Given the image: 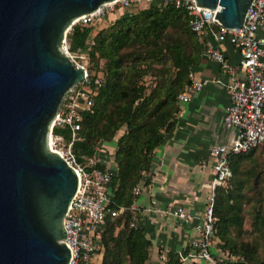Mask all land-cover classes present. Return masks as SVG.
Returning <instances> with one entry per match:
<instances>
[{"label":"trees","instance_id":"1","mask_svg":"<svg viewBox=\"0 0 264 264\" xmlns=\"http://www.w3.org/2000/svg\"><path fill=\"white\" fill-rule=\"evenodd\" d=\"M187 9L174 1L163 5L151 2L136 11H124L93 35L92 23H75L66 37L72 51L87 50L92 105L81 111L78 138L73 142L77 159L98 151V144L113 140L115 173L110 182L111 209L106 214L95 254L100 264H146L151 240L136 224L129 208L135 199L133 187L140 183L144 165L171 131L179 110L177 95L190 82L192 66L202 58L204 40L188 25ZM155 64H160L159 66ZM153 75L152 84L146 76ZM100 85L94 83L95 77ZM54 134L70 139L68 126L55 125ZM52 141V140H51ZM261 144L244 153L229 155L231 176L215 188L213 213L215 247L226 254L221 264H264V167ZM97 166L103 167L102 163ZM90 168V166H86ZM248 210L253 228L263 237L244 240V219ZM170 264H183L178 253L167 252Z\"/></svg>","mask_w":264,"mask_h":264},{"label":"water","instance_id":"2","mask_svg":"<svg viewBox=\"0 0 264 264\" xmlns=\"http://www.w3.org/2000/svg\"><path fill=\"white\" fill-rule=\"evenodd\" d=\"M106 0H0V264H68L63 216L78 185L48 143L54 116L85 68L63 42ZM245 26L256 0H196Z\"/></svg>","mask_w":264,"mask_h":264},{"label":"built area","instance_id":"3","mask_svg":"<svg viewBox=\"0 0 264 264\" xmlns=\"http://www.w3.org/2000/svg\"><path fill=\"white\" fill-rule=\"evenodd\" d=\"M169 1H174L177 6L182 5L187 9L188 25L205 43L202 56L215 61L226 75L224 84L229 93V101L222 120L231 129V135L227 140L215 143L210 147L212 160L210 167L213 175L205 183L209 193L207 203L200 214L191 213L183 205L160 208L156 205L155 199L151 200L147 209L168 214L184 222L194 220V229L197 235L191 238L189 251L179 254L181 262L192 257L204 260L207 264H221L219 257L214 253V242L217 240L214 226L216 216L213 213L215 188L225 185L231 176L229 155L247 152L264 141V0H256L249 23L237 27L223 25L214 16L217 8L200 5L196 0H163L162 4ZM142 2L145 1L113 0L112 3L105 4L93 12L80 15L73 24L79 22L93 24L101 14L107 11L113 12L117 6L132 11L129 9L142 6ZM223 41L235 47L238 53L236 63L230 62L223 50L216 44ZM63 48L75 62L79 53L69 48L66 37ZM75 63L85 68V76L73 86L65 102L54 116L49 131L52 143H49V140L48 143L53 151L58 152L73 167L78 177L76 191L63 216L66 235L62 241L70 251L68 264H87L99 246L100 232L105 223L106 214L109 212L115 216L125 210V207L111 209L108 205L111 197L110 182L115 173L113 158L110 157L111 161L107 162L101 151L98 150L93 156L86 157L88 163L84 165L77 159L73 151L72 145L78 138L77 131L81 127V111L89 109L92 105L87 68L83 63ZM209 81L208 78H191L184 89L179 91L178 102L188 101L190 98L188 91L200 90ZM94 83L100 85L99 76L95 77ZM55 125L69 127L71 135L68 141L64 140L62 135L52 132ZM57 143H60L61 147H58ZM98 163H102L103 167L97 166ZM207 165L205 160L201 162L202 168ZM86 166H90V168ZM141 191L139 184L133 187L135 196L139 195ZM129 208L133 213L139 209L134 203ZM134 219L136 220L135 214ZM159 257L160 264H170L167 252L160 253Z\"/></svg>","mask_w":264,"mask_h":264},{"label":"crops","instance_id":"4","mask_svg":"<svg viewBox=\"0 0 264 264\" xmlns=\"http://www.w3.org/2000/svg\"><path fill=\"white\" fill-rule=\"evenodd\" d=\"M216 44L230 62L236 63L238 53L233 45L226 41ZM190 78H208L210 81L200 90L188 91V101L179 102L175 125L171 131L163 132L162 142L154 149L151 161L144 165L139 183L142 191L133 201L139 208L133 213L136 224L145 229L151 240L146 264H160L159 256L164 251H175L178 256L188 252L191 238L197 235L194 220L184 222L168 214L148 210L151 200L155 199L160 208L183 205L191 213L200 214L208 199L209 189L205 183L213 175L210 147L231 135V129L222 120L229 101L224 84L225 73L215 61L202 56L199 63L192 66ZM114 144V141L100 144L101 154L107 162L113 157ZM261 146H264V141ZM260 156L264 158V151ZM203 160L208 163L205 168L201 167ZM182 263L207 264L192 257Z\"/></svg>","mask_w":264,"mask_h":264},{"label":"rangeland","instance_id":"5","mask_svg":"<svg viewBox=\"0 0 264 264\" xmlns=\"http://www.w3.org/2000/svg\"><path fill=\"white\" fill-rule=\"evenodd\" d=\"M146 2V4L148 5L149 3L151 2H155L157 3L158 5H163V0H144ZM150 1V2H149ZM145 2H142V5H146ZM141 7L140 5L138 7H134L133 9H129V10H132V11H136L138 10V8ZM118 6L115 8V10L113 12L111 11H107L105 12L104 14H101L96 20L95 22L93 23V25L91 26L92 27V33L91 35H93L96 31H98L100 28L102 27H106L108 26L112 21L113 19L119 15L120 12H123L124 10H127L126 8H121ZM68 33V32H67ZM67 37H66V43H67ZM87 50L83 51V50H78L77 52L79 53V56L75 58V62L77 63H83L85 64L86 67H88L89 65V61L88 60V55L86 53ZM157 66H159L160 64H155ZM153 80H154V76L153 75H148L146 76V82L149 84H152L153 83ZM124 130V127H122L121 129H119L117 131V133L115 134L113 140L111 141H107L108 143H111V142H115L116 141V138L123 132ZM57 146L58 147H61L60 143H57ZM108 147V146H107ZM101 148V145L98 144V150H100ZM102 148H105V147H102ZM107 150V148H106ZM108 150L110 151V148L108 147ZM260 161L262 160L263 162V167H264V158H260L259 159ZM209 193V191H208ZM244 228H245V233L243 234V239L244 240H249V241H253V240H259L261 241V239L263 238L259 231L255 230L251 224V216L249 215L248 213V210H246L245 212V219H244ZM264 248V243L262 242V244H260V249ZM216 251L219 252V254L221 256H225L226 254H223L221 253L220 250H218V248H216ZM100 255L99 254H93V257L91 259V261L87 264H100L99 260H100ZM226 258V256H225Z\"/></svg>","mask_w":264,"mask_h":264},{"label":"bare ground","instance_id":"6","mask_svg":"<svg viewBox=\"0 0 264 264\" xmlns=\"http://www.w3.org/2000/svg\"><path fill=\"white\" fill-rule=\"evenodd\" d=\"M115 1V0H114ZM113 2V0H106V1H104V2H102L95 10H97L98 8H101L103 5H105V4H108V3H112ZM93 12V11H92ZM77 83V82H76ZM75 83V84H76ZM51 135L49 134V143H52L51 142ZM52 145V144H51Z\"/></svg>","mask_w":264,"mask_h":264}]
</instances>
